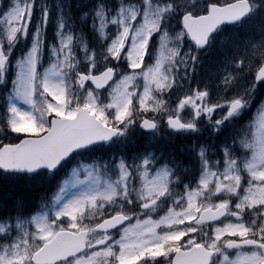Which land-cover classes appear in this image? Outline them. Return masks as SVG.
Returning <instances> with one entry per match:
<instances>
[{"label": "snow or ice", "instance_id": "snow-or-ice-1", "mask_svg": "<svg viewBox=\"0 0 264 264\" xmlns=\"http://www.w3.org/2000/svg\"><path fill=\"white\" fill-rule=\"evenodd\" d=\"M0 264H264V0H0Z\"/></svg>", "mask_w": 264, "mask_h": 264}]
</instances>
